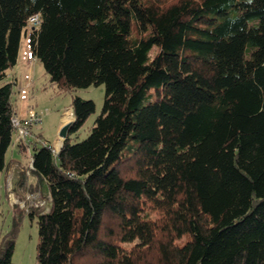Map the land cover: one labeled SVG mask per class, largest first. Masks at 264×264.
Wrapping results in <instances>:
<instances>
[{"label":"trees","instance_id":"16d2710c","mask_svg":"<svg viewBox=\"0 0 264 264\" xmlns=\"http://www.w3.org/2000/svg\"><path fill=\"white\" fill-rule=\"evenodd\" d=\"M34 13L29 46L50 81L105 84L90 132L71 140L95 106L76 95L57 154L34 143L19 173L22 191L50 195L48 210L27 208L37 264H264V0H0L6 176L7 70ZM13 247L0 232V264H15Z\"/></svg>","mask_w":264,"mask_h":264},{"label":"rangeland","instance_id":"374dc122","mask_svg":"<svg viewBox=\"0 0 264 264\" xmlns=\"http://www.w3.org/2000/svg\"><path fill=\"white\" fill-rule=\"evenodd\" d=\"M136 26L135 23L131 32L133 37L138 34ZM31 27L30 24H27L21 33L19 44L21 45V48H23L22 58L13 68H10L7 71L8 79L11 80L12 75L14 74L18 80L14 85L13 93L15 112L18 115H22L23 109L28 107L34 108L41 116V121L31 127L33 137L38 139L37 146L42 145L40 141L41 139H46L51 144L58 145L57 139L60 140V128L58 129L57 126L61 118H65L68 114V109H70V120L73 119L72 109L70 108L72 98L77 95L83 98L92 99L95 104L94 110L85 118L77 131L70 133L72 141L80 140L90 132L97 116L101 113L105 96V84L102 82L96 84L91 83L85 87L77 86L61 89L56 83L51 82L43 63L31 54L29 46V32ZM155 51L156 47L150 51V55L153 56ZM28 66L33 70V84L28 88L22 84L19 88V83L24 82V70ZM12 137V142L5 153V160L8 161L12 158L13 164L20 163L23 166H27L33 149L34 140L31 139L30 145L25 150L20 151L17 148L18 138L15 131L13 132ZM125 150L129 151V148H126ZM130 162V160L126 161L120 167L124 175H128L125 166H129ZM16 169L14 168L11 170L13 176L9 181V185H7L8 180L5 172L0 170V232H4L8 229L14 231V247L11 255L12 262L15 264H37V214H30L27 208L34 206L41 207L44 211L48 210L50 203V199L48 198L49 193L47 194L45 188L40 185V190H38L40 197H37L39 198L38 205L29 204V199L27 200L24 198L26 192L31 191L28 189L22 191V187H20L17 182V175L21 170L19 168L18 170ZM29 180L34 181L35 176L31 174ZM122 245L129 247L130 243L123 242ZM78 264L91 263L83 257Z\"/></svg>","mask_w":264,"mask_h":264},{"label":"built area","instance_id":"2783aa9c","mask_svg":"<svg viewBox=\"0 0 264 264\" xmlns=\"http://www.w3.org/2000/svg\"><path fill=\"white\" fill-rule=\"evenodd\" d=\"M28 24H30L33 27L38 26L40 23V16L38 13H34L28 17ZM22 115H18L16 112L11 116V122L14 127L15 133L19 137H30L33 136L31 127L34 124H37L41 121L40 113L37 112L34 108H26L22 110ZM33 140L35 143H37L38 139H35L33 137ZM41 144L44 146H47L51 149V151L56 155L59 149V145L61 144V139L57 141L58 145H51L50 142H48L46 139H41ZM32 167V157L29 161L28 169L26 170L27 173H29V169ZM37 197H40L39 191L34 192H26L24 199H29V204H35L38 205V199ZM48 198L50 199V195H48ZM23 202V201H22ZM24 204V202H23Z\"/></svg>","mask_w":264,"mask_h":264},{"label":"crops","instance_id":"0c3cea01","mask_svg":"<svg viewBox=\"0 0 264 264\" xmlns=\"http://www.w3.org/2000/svg\"><path fill=\"white\" fill-rule=\"evenodd\" d=\"M31 50V49H30ZM31 54H32V52H31ZM22 55H23V48H21V45L19 46V52H18V58H17V62L22 58ZM32 56H33V54H32ZM34 57V56H33ZM16 62V63H17ZM15 63V64H16ZM15 66V65H14ZM13 66V67H14ZM13 67H11V68H13ZM9 70V69H8ZM7 70V71H8ZM25 75H24V79H23V83H19V88L22 86V84H23V86H25L26 88H28L29 86H31L32 84H33V81H34V77H33V70H32V68L31 67H26L25 68ZM12 79H14V80H16V81H18L17 80V77L13 74L12 75ZM11 79V80H12ZM67 115H66V117L64 118H61V120L59 121V123H58V129L61 127V125H63L68 119H70V109H68L67 110ZM11 159V158H10ZM18 166V167H17ZM16 167H17V169H16ZM24 166L22 165V164H20V163H15V164H11V166H10V168L8 169V174H7V185H9V181H10V179H11V177L13 176L12 175V172H11V170L12 169H16V170H18V168L21 170L22 168H23ZM18 176V179H19V174L17 175ZM18 181V180H17ZM47 192V191H46Z\"/></svg>","mask_w":264,"mask_h":264},{"label":"water","instance_id":"95a60500","mask_svg":"<svg viewBox=\"0 0 264 264\" xmlns=\"http://www.w3.org/2000/svg\"><path fill=\"white\" fill-rule=\"evenodd\" d=\"M72 121L73 120H68L63 125H61L60 130H59V136L61 138L64 139L66 137V135L68 134L69 127L72 124Z\"/></svg>","mask_w":264,"mask_h":264},{"label":"clouds","instance_id":"9594fccd","mask_svg":"<svg viewBox=\"0 0 264 264\" xmlns=\"http://www.w3.org/2000/svg\"><path fill=\"white\" fill-rule=\"evenodd\" d=\"M27 24H28V22H27ZM36 27V26H35ZM34 28V27H33ZM31 29H32V27H31ZM29 108H32V107H29ZM71 108V107H70ZM68 120H70V119H68ZM67 120V121H68ZM73 120V119H72ZM17 135V134H16ZM32 137V138H31ZM60 137V136H59ZM30 138L33 140V136H30ZM60 139H61V144H62V141H63V138H61L60 137ZM57 140H59V139H57ZM48 141V140H47ZM49 142V141H48ZM35 143V142H34ZM61 144L59 145V148H60V146H61ZM30 158H31V155H30ZM29 161H30V159H29ZM28 166H29V162H28ZM24 169V167L21 169V170H23ZM28 168H26V170H27ZM30 170V169H29ZM27 173V172H26ZM28 174V173H27ZM48 194V193H47ZM48 209H49V207H48Z\"/></svg>","mask_w":264,"mask_h":264}]
</instances>
